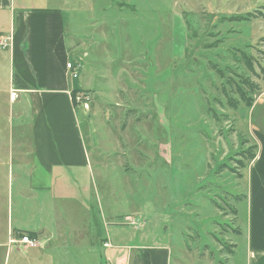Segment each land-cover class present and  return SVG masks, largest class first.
<instances>
[{"label": "rangeland", "instance_id": "rangeland-1", "mask_svg": "<svg viewBox=\"0 0 264 264\" xmlns=\"http://www.w3.org/2000/svg\"><path fill=\"white\" fill-rule=\"evenodd\" d=\"M68 1L70 7H76L74 19L79 23L75 26L81 29L74 47L79 41H90L86 59L69 61L79 66L78 75L83 63L77 77L84 90L75 97L88 94L79 102L87 104L85 111L92 120L90 174L81 168L54 167L55 182L44 202L53 215L45 207L42 217L47 222L50 217L54 226L63 222L69 231L66 239L70 230L86 229L89 224L90 236L99 243L90 249L84 244L51 243V247L29 252L19 246L17 251L25 255L18 256L15 251L9 264L17 256L39 257L43 264H97L102 253L100 240L105 237L124 246L142 239L141 243L158 242L174 248L186 241L190 253L196 257L202 253L198 264H242L247 245L248 173L238 163L249 165L241 154L250 145L256 146L258 161L264 162V86L233 60L231 52L238 50L264 65V0ZM72 17H67L71 25ZM7 30V24L0 25V32ZM211 65L218 67L222 77ZM122 68V80L132 87L130 91L122 90L124 83L118 77ZM127 71L132 75L127 76ZM237 75L260 84L250 107L241 101L231 107L229 99L237 97L229 93L228 99L222 93L229 89L227 80H237ZM9 78L8 54L0 48V165H12L14 174L13 181L4 178L1 182L0 198L5 210L10 199L13 223L18 218L29 225L37 208L28 202L26 185L27 202L19 211L18 195L23 186L18 181L24 176L28 182L34 165V109L22 101L21 94L9 102L12 93L3 89ZM114 87H120L121 95L127 97L125 104L115 99L118 104L100 105L98 88L114 97ZM105 112L112 116L114 135L102 136V144L115 136L122 146L107 170L103 168L106 159L102 158V168L97 160L98 113ZM245 140L249 144H244ZM118 144L117 152L121 149ZM145 165L151 168L147 172L142 171ZM99 169L112 183L109 190L120 189L125 195L131 188L137 191V178L153 179L147 195L153 217H138L133 212L120 217L115 226H104L97 206ZM131 219L137 228L128 224ZM88 235L84 232L83 236ZM12 238L13 244L18 243L19 237ZM219 245L227 249L217 250Z\"/></svg>", "mask_w": 264, "mask_h": 264}, {"label": "crops", "instance_id": "crops-1", "mask_svg": "<svg viewBox=\"0 0 264 264\" xmlns=\"http://www.w3.org/2000/svg\"><path fill=\"white\" fill-rule=\"evenodd\" d=\"M68 2V0H0V25H8V30L5 33L0 32V36H10L12 39L11 46L5 49L9 60L10 81L8 86L3 87V89L6 93H12L9 98L10 103L16 101L17 94H21L22 101L30 103L34 109L32 124L34 165H31V176H29L28 182L24 176L21 180L17 179L19 180L18 183L23 186L18 195L19 211L21 212V207L27 202L26 185H28V202H32L37 208L32 214V221L30 222L32 224L27 225L26 221L21 222L18 218L16 223H13L9 210L10 199H8V206L5 210L0 198V264H9L11 255L15 251L19 253L18 256L21 254L17 251L21 245L13 244L11 239L13 236L20 238L25 233H34L35 239L43 248L51 247V243H56L55 246H59L58 243L65 246L77 243L84 244L86 249H90L91 247L95 248V245L99 243L93 236H90L89 224H87L86 229L70 230V236L66 239L64 236L69 234V231L68 228L64 227L63 222H58L54 226L50 217L49 222L42 217L45 213V207H47L44 203L46 196L55 182L54 167L81 168L90 174L89 152L92 120L82 106L73 104L70 94L72 91L84 90L79 86L83 63L81 70H79V78L72 79L66 69V63L71 59L80 58L82 60L89 56L90 41H79L74 47L81 29L79 26H75L79 23V20L74 19L77 16L76 7L75 5L70 7ZM68 15L73 16L72 25L70 21L67 23ZM83 53L86 55L81 58ZM109 54L108 51L105 56ZM124 64H128L127 61ZM122 71L125 73L122 68L118 77L124 83ZM126 75L131 76V71H127ZM121 86H124L122 90L125 91L132 89L125 83ZM119 88L114 87L113 91L116 94L114 97L108 95L105 92L107 90L101 89L104 91L102 93L98 88L97 99L99 104L110 106L118 104L117 101L125 104L124 101L127 97L121 95ZM111 118L112 116L106 112L98 113L97 160L100 165L103 163L102 158L106 159L104 163L107 165L103 166L106 170L111 168L109 165L111 159L116 158L122 150V146L118 144L115 136H113V141L107 138L104 145L102 144V136L114 135ZM107 143L109 145H106ZM117 144L121 147L118 152L115 150ZM99 165L98 168H102V165L100 167ZM11 166L0 165V185L4 178H7L8 182L14 180ZM167 166L165 165L166 169ZM148 169H151L148 165L142 167V171L147 172ZM245 172L246 175L248 173V193L245 197L248 228L245 259H243L242 264H264V162L258 161L255 157L246 166ZM19 174L17 176H20ZM22 174H24L23 170ZM98 177L97 206L100 218L103 217L101 220L104 226H115V221L120 217L130 215L133 212L138 213L134 216L153 217V211L148 204L151 197H147L154 185L153 179L149 180L145 177V179L139 180L137 178V191L131 188L130 193L125 195L126 193H122L120 189H115L113 192L109 190L112 183L110 184L108 177L103 176L102 169H99ZM170 182V179L166 180V183L170 184ZM127 183L129 186L133 184L129 180ZM200 211L201 209L198 212ZM47 213H52L50 206L47 207ZM89 217L90 212L88 210L87 218ZM71 228H73L72 225ZM134 230L143 232L138 229ZM84 232L89 234L85 238ZM11 233L14 234L11 236ZM141 240L132 246H124L113 243L110 237H105L100 240L102 253L97 264L102 262L104 264H130L131 257H135L138 251L146 252L149 255V264H198L203 256L202 253L197 254V257L196 254L190 253L189 250L192 248L186 241L179 242L173 248L169 244L141 243ZM78 241H82V243ZM102 243H107L108 247H104ZM222 248L223 246L219 245L217 250ZM36 249L42 250L35 248L29 249L28 252ZM194 249L198 250V248ZM173 250L177 252H173ZM18 256L12 260L13 264H43L39 257Z\"/></svg>", "mask_w": 264, "mask_h": 264}, {"label": "trees", "instance_id": "trees-1", "mask_svg": "<svg viewBox=\"0 0 264 264\" xmlns=\"http://www.w3.org/2000/svg\"><path fill=\"white\" fill-rule=\"evenodd\" d=\"M250 17L251 14H248ZM246 17L242 18L245 19ZM246 20H249V18ZM263 41V40H262ZM232 58L234 61L239 62L242 66H244L246 72H249L254 78H256L258 81L261 82V84L264 86V65L259 64L257 60H254L251 56L247 57L244 53L235 50L231 52ZM239 54V55H238ZM236 56V57H235ZM211 68L216 71L220 77H222V74L220 71L217 69L218 67L216 65H211ZM228 81V86L229 89L225 90L222 89V93L226 95L229 98L230 94H233L237 97V99H229V102L227 103L228 105H231V107H237L239 104V101L243 102L247 106H252L253 101H254V95L256 93L260 92V84L256 83L254 80L250 79V77H244L242 75H237V80H232L229 79ZM78 91H72L71 94V99L73 101V104H75L74 97L75 94ZM244 144H249L247 140L244 141ZM255 150L256 146L255 145H250L243 153L241 154V157L249 162H252L255 157ZM240 165V169L246 168V165L243 163H238ZM31 238L35 237L34 233H25ZM224 249H227V246H223ZM230 251V250H228ZM133 264H149V255L146 252L143 251H138L137 255L133 259Z\"/></svg>", "mask_w": 264, "mask_h": 264}, {"label": "built area", "instance_id": "built-area-1", "mask_svg": "<svg viewBox=\"0 0 264 264\" xmlns=\"http://www.w3.org/2000/svg\"><path fill=\"white\" fill-rule=\"evenodd\" d=\"M11 42H12V39L10 36H0V48L2 49H7L11 46ZM78 67H75L73 66L70 62L66 63V69L69 71L70 73V76L72 79H75L77 78L78 76ZM82 97L84 98H88V94L86 95H77L74 99V101H76L75 103L77 104L81 99ZM78 105H81L84 109H87V104L84 103V104H79ZM128 224L133 226L134 228H137L138 225H137V222L135 220H130L128 221ZM18 244L21 245L22 247H24L26 250H29V249H35V248H39L40 246V243L29 237L28 235H22L18 240ZM104 247H108V244L105 243L103 244Z\"/></svg>", "mask_w": 264, "mask_h": 264}]
</instances>
